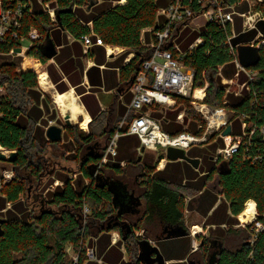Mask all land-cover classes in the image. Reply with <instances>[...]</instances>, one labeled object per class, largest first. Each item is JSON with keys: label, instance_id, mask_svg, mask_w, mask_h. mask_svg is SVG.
<instances>
[{"label": "trees", "instance_id": "1", "mask_svg": "<svg viewBox=\"0 0 264 264\" xmlns=\"http://www.w3.org/2000/svg\"><path fill=\"white\" fill-rule=\"evenodd\" d=\"M96 1L42 0V3L50 2L55 8L56 19L52 20L43 8L35 7L32 14H25L22 18L23 26L20 33L27 34L31 27H36L45 38L49 31L60 26L75 38L93 33V37H101L106 44L125 47L126 51L113 63L115 66L122 65L126 52L135 54L130 62L122 65L120 69V83L129 85L132 76L136 77L137 72L142 69V64L153 52L151 47L143 45L142 30L158 26L157 10L168 0H124L122 5L115 6H113L114 1L119 0H102L98 4ZM245 4L244 2L243 7L240 6L242 10L246 9ZM91 5L92 8L87 12L85 9ZM254 9L264 11V1L257 3ZM90 21L93 23L92 27L87 25ZM259 26L264 33V22ZM240 29L238 27V30ZM198 35L199 33L194 38L196 39ZM201 35L203 42L184 59V63L195 70L194 87L204 86L207 79L209 86L205 101L208 104L221 106L224 100L228 99L227 104L224 105L238 113L252 110L250 105L252 96H246V93L242 96H236L233 92L226 93V87L221 83L218 65L223 66L222 73L227 78L233 77L236 72V64L225 45V31L219 25L209 22L203 27ZM44 38L31 44L25 55L20 57V64L3 57L0 66V83L5 90L0 102V144L18 153L16 161L11 163L16 171L14 178L0 189V218L4 216L6 219L2 225L3 234L0 235V264H71L73 261L67 262L65 251L67 243L78 249V264H142L139 260L140 237L134 232L128 234L124 242L118 241L112 244V230H118L122 237L124 234L120 226L114 225L117 222L115 219L117 210L112 203V193L108 186L102 187L97 183L89 169L90 165L98 167L106 146L115 132V123L120 117H116L113 111L110 114L101 111L94 118L100 119L103 123L101 133L97 134L95 131H91L90 134L83 131L76 133L72 128L65 130V133L72 132L74 141L79 144L78 152L81 151L79 175L76 176L77 178H70L68 174H62L63 184L57 185L54 190L48 192L49 196L48 194L44 197L41 196L42 194L33 195L35 199L32 203L41 205L38 213H34L30 208L32 182L34 179L40 181L51 165L50 147L66 148L65 140L52 142L45 133L50 120L57 117V110L51 106L49 95L40 90L38 84V74L43 71L49 59L40 48ZM12 47H17V42L8 40L2 49L7 52ZM94 50L93 48L88 54L95 58L96 63L102 64L105 61L103 49L97 48L98 53ZM57 60L66 70L59 56ZM254 68L259 70L261 82L253 86L258 95L254 106L257 114L252 119L257 123H264V93L259 94L260 90H264V44L260 46V60ZM176 98L177 108L168 111L165 118L169 120H163L164 129L174 134L182 131L201 134L205 121L190 105V98L181 96ZM113 105L114 103L111 106ZM184 108V122H176L177 114ZM124 112L123 109L120 116ZM198 125L202 127L198 129ZM104 136L107 142L103 145ZM63 137L65 138L66 135L64 134ZM123 139L129 141L126 149L134 143L129 137ZM259 142L255 152L264 151V141ZM70 143L71 140H68L67 144ZM217 143L219 145L214 146L215 151L221 141ZM98 144L101 147L97 154L92 147ZM136 144L140 145L139 139ZM201 154L199 149L192 147L189 150L190 156H203L201 158L210 163L209 168L214 166L212 156L207 153ZM78 155L77 153L76 157ZM124 157L126 154L120 153L118 163L109 160L101 165L97 170L98 174L110 179H120L106 175L104 169L113 166L117 174L122 173L124 169L121 168L120 161L124 160ZM225 161L228 172L221 174L220 185L214 191L205 188L202 193H196L187 204L192 210L204 215L207 223L215 224V232L222 233V225H226V237H214L219 239L217 245H214L213 237L203 238L204 244L199 246V250L205 261L216 252V264H264V230L251 243V234L247 228L235 227L239 223L237 216L244 212L245 204L249 200L255 201L260 215L264 213V162H252L239 153ZM141 162L136 159L133 163L142 166ZM130 165L132 163L129 162L127 166ZM154 170L155 166H147L144 168V174L140 175L141 196L154 210L156 208L159 211L158 215H161L163 222L187 227L185 196H192V192L202 190L216 171L203 175L198 182L199 190H195L193 184L183 185L179 182L185 171L179 162L168 165L163 171L157 172V177L152 178L151 174ZM53 173L54 171L51 170L50 174ZM188 174L190 178L196 176L193 170H188ZM168 179L171 181H167ZM219 195L223 198L213 209ZM9 203L11 207L7 208ZM85 206L89 208L87 213L84 212ZM212 209L213 211L209 213ZM151 217V214H146L144 219L147 221ZM123 219L124 216L119 217V220ZM112 221L115 223L113 224ZM140 222L142 220L139 219L137 227L145 229L146 233L148 229L141 226ZM245 230L247 234L249 233L248 236L246 233L244 236ZM232 234L240 236L241 242L233 247H227L226 241ZM87 236L97 237L93 246L96 259L89 258L85 254L84 241ZM223 239L226 241L224 242ZM123 243L126 252L130 255V260L127 261L123 260L124 252L120 248ZM158 243L166 259H184L188 254L191 257L192 238L189 235L171 240H158ZM174 264L188 263L184 260Z\"/></svg>", "mask_w": 264, "mask_h": 264}, {"label": "built area", "instance_id": "2", "mask_svg": "<svg viewBox=\"0 0 264 264\" xmlns=\"http://www.w3.org/2000/svg\"><path fill=\"white\" fill-rule=\"evenodd\" d=\"M121 1V0H120ZM118 1V4H121ZM264 0H238L229 2L227 0H168L157 10L158 26L149 28L152 39L150 43L144 44L151 47L153 52L151 57L142 64V69L136 74L131 85L133 93L132 100L127 106L124 117L117 123L115 132L109 140L106 150L99 163L106 164L110 157L118 154V140L125 134L138 136L141 152L142 147L151 150H162L166 154L169 146L179 147L186 152L196 145L205 143H217L221 145L213 154V160L217 163L232 158L235 154H242L252 162H264V151L255 152V148L264 141V123H257L252 118L257 114L254 108L257 100V91L254 84L261 82L259 70L254 66L243 67L239 64L237 56L238 44L234 42L236 32L234 29L237 16L243 19L245 30L256 29L259 21H264V11L254 9L257 3ZM42 2V0H41ZM244 2L250 4V9L239 11L238 7ZM43 9L47 11L52 20L56 19L55 8L50 2H45ZM122 5V4H121ZM33 13V6L30 0H0V66L3 57H22L32 43L41 40L43 34L36 27H31L27 34L20 33L23 26L22 18L25 14ZM198 20L201 22L195 26L200 32L193 43L186 49L180 47L177 38L182 28L194 24ZM213 22L219 25L226 34L225 45L228 47L233 61L236 64V72L231 78L225 77L222 73V65H218V74L221 76V83L226 87V93L233 92L236 96H252L250 105L252 110L248 112H236L227 107L228 99L224 100L221 106H213L205 101L209 81L205 79L202 87H194L195 70L184 63L187 55L191 54L195 47L203 42L202 29ZM93 33L84 34L80 37L85 45L86 52L94 45L106 44L99 36L93 37ZM17 42V47L21 51H16L17 47H12L9 51H3L2 46L8 41ZM144 41V39H143ZM24 42H29L24 44ZM255 46L264 44V34L260 33L255 39L246 42ZM169 45V46H168ZM168 46V47H167ZM13 59V58H12ZM41 74V73H40ZM40 74L38 83L40 88ZM231 83L239 86L238 91L228 88ZM4 86L0 83V102L4 94ZM260 90L259 94H263ZM177 96L190 98V105L198 112L205 121V126L201 134L191 131L170 133L163 127V120L168 115V111L177 108ZM156 113L160 115L157 116ZM185 110H181L176 116V122L183 123ZM52 123L50 120L49 125ZM231 126V133L223 135L227 126ZM48 127V126H47ZM46 127V129H47ZM202 126L198 125V129ZM0 151L9 155L10 150L0 144ZM14 178V171L4 170L0 176V187ZM56 183H59L57 181ZM86 181L85 184H87ZM10 204V203H9ZM89 208L85 206L84 212ZM241 225L245 226L248 221L241 220ZM251 239L253 243L258 234L264 230V213L253 212L251 219ZM193 234L196 230H193ZM89 258L96 259L94 248L89 250ZM79 256L74 264H78Z\"/></svg>", "mask_w": 264, "mask_h": 264}, {"label": "crops", "instance_id": "3", "mask_svg": "<svg viewBox=\"0 0 264 264\" xmlns=\"http://www.w3.org/2000/svg\"><path fill=\"white\" fill-rule=\"evenodd\" d=\"M30 1L32 3L33 8H35V7L43 8V4H42L41 0H30ZM101 1L102 0H97L96 3L98 4ZM121 2H122V0L120 1V3ZM96 3H94V4L96 5ZM245 3L246 4L244 6H246V9L242 10L241 9L243 7V5H242L241 8H240V6L238 7L239 11H246V10L250 9V4L247 2H245ZM117 4H118V1H114L113 6H115ZM91 8H92V5L88 6L87 9H85V8L84 9L88 12ZM261 22H264V21L263 20L259 21L257 23L256 29L245 30L243 28V19L240 16H237L236 20H235V25H234V29L236 32V37L234 38V40H236L237 38H239V39L237 41H234V42L237 43L238 45L239 44H246V42H249V41L255 39L258 35H260V33L264 34L262 32V30L260 29V26H259ZM92 24H93L92 21L87 23V25H89L90 27H92ZM152 27H154V26H152ZM238 27H240L241 29L238 30ZM149 28H151V27L143 29L142 34H141V41L145 45L150 43V41L152 39L151 32L149 31ZM197 33L198 32L195 30L194 36ZM48 34H49V39L52 41V43L56 49V54L52 58L48 59V62L44 65V69L41 72V75H43L42 73H44V75L47 76V77L43 76V79L45 78V80L48 81L47 82L48 85L46 83H44V84L41 83L42 89L40 88V86H39V89L45 93H50L52 95V97H54V95L56 93H64V92H68V91H73V93L76 95L78 102L80 103L82 110H83V113L78 114L77 117L75 118V119H78L79 117H82V121L80 123L81 127H83L82 122L85 120L86 115H88V117H89V120L87 122V125H88L89 121L92 120L93 118H95L101 111H106V108L110 107L113 103H114V105L117 104V108L115 110H113V114L116 117H118V116L120 117L119 120L115 123V127H116L117 123L126 114L127 106H128V104H130L132 97H133V93L130 89L131 86L129 87L127 84H125L123 82L120 83V69H121L122 65L129 63L135 54L133 52H126L125 53L126 56L124 57V61H123L122 65L115 66V64L113 62H115L126 51L125 47L115 46V45H110V44H104V45L94 44L86 52L83 40L80 38H75L70 33L65 32V30L60 26H58L57 28H53V30L49 31ZM46 38H47V35L45 36L43 43L47 42ZM143 39H144V41H143ZM178 39H179V36H178L177 40ZM194 39H195L194 37L190 41H185V39H184L181 42L182 48L186 49L188 46H190V44L193 43ZM93 48L95 49L94 50L95 53L99 52V50H97V48L103 49V52L105 54V61L102 64L96 63L95 58L91 57L88 54V52L90 50H92ZM58 56L61 58V62L65 65L66 70H64L61 67L60 63L58 62V60H57ZM40 82H41V80H40ZM54 100H55V98H54ZM123 109L125 112L122 116H120V113L122 112ZM67 114L70 115V113H67ZM65 115L66 114L62 113L64 123H66L65 119H64ZM156 115L159 116L160 114L156 113ZM54 120L57 121L58 117H56ZM70 120H72L71 116H70ZM67 128H70V127L67 125L65 127H63V134H65V130ZM86 128H87V126L83 127V129H86ZM123 137H129L132 142L134 141V143L130 144V147L127 149H126V144L129 141L124 140ZM119 139L120 140H118V154L114 158L110 157L109 160L112 162L118 163V161H119L118 156L121 153V155L126 154V157H124V160L120 161V164L126 163L127 160L132 159L134 153L138 151L139 155H138L137 159L139 158V156H141V159L143 161V155L142 154L145 152V150L157 152V160L156 161L154 160L149 165H143V163H141L143 168L150 166V165L155 166V170L151 174L152 178L157 177V172L163 171L168 165L175 163V162H179L184 167V170H185L184 175L182 177V180L179 182H181L183 185L187 184V183H191L194 185L193 188L196 190V189H198V187H197V186H199L198 184H200L198 182L203 177V175L209 174L211 171H216V174L212 177L211 180H209L208 182L205 183V187L202 190L198 189L199 191H196V192L194 191V194L192 196H185V201H186L185 211L186 212L190 211L191 208H189V206L187 204L191 201L193 196H196V193H199V194L202 193V191L205 188L211 189L213 191L216 189V188L215 189L210 188L208 186L209 182H211L214 179V177L217 175L218 170L216 169V167L221 162L220 161V162L216 163L213 160V156L211 157V160H213V162H215V164L211 168H209V166H210L209 162H205L202 158L195 156V157L200 158V164H199L198 168H195L192 164H190L189 162L184 161V160H176V161L169 160L167 158L166 154H164V151H162L160 149H158V150L145 149L144 151L141 150V152H140L138 150L140 145L139 146H137V144L135 145V142L137 143V141L139 139L138 136H136V135L125 134V135L121 136ZM139 142H140V140H139ZM189 150L187 151L188 154H189ZM166 152H167V150H166ZM160 156H162V158ZM151 159L153 160V158H151ZM6 163H8V162H6ZM188 170H193L196 173V176L194 178H190L189 174H188ZM59 179L60 178H57L56 180L60 181ZM167 181L170 182L171 180L168 179ZM124 183H126V182H124ZM126 184H127L128 192L130 194H133L135 199L137 198V204H130V206L127 208V211L124 214H129L131 217L137 216L140 220H142V223L159 224V226H161V231H163V233H165V236L160 238L159 240H171V239L182 238V237H185L188 235L191 236V234L188 232L189 234H187L185 236L172 235L170 237H167L169 235V233L173 230L176 231V229H186L188 231L189 229L187 227L182 226V225H170V224L163 222L161 220V215L160 214L158 215L159 211L156 208L154 210L152 208L151 204L148 203L141 196V194H137L134 190H132L129 187L128 183H126ZM49 189H50V187L47 189L48 192H50ZM54 189H55V187L52 190H54ZM222 198H223V196L219 195L218 201L215 204V206L213 207V209L220 203ZM249 201H253V200H249ZM248 202H246V204ZM253 202L255 203V201H253ZM246 204H245V209H246ZM115 209L118 210V208H115ZM213 209L209 213H211L213 211ZM245 209H244V212H245ZM193 211H196L198 214L202 215L197 210L193 209ZM255 211L258 212L257 207H256V203H255ZM146 214L152 215V217L148 218L147 221H146V219H144V216H146ZM240 214L237 216L238 219H240L239 218V216H241ZM242 215L244 216L243 213H242ZM202 216L205 218V223L208 224L209 227H213V232L216 234V237H223L226 234V231H225L226 225L225 224L222 225V228H223V229H221L222 231L220 230L222 233L215 232L214 229L216 228V225L215 224L211 225V224L207 223L206 217L204 215H202ZM252 218H253V213H252L251 218L248 220L251 221ZM237 225H240V222ZM195 226L198 227L197 225H195ZM235 227H236V225H235ZM113 231H115V230L111 231L112 244H115L118 241H123V242L125 241V240H123V237L121 236V234H119L120 237L118 239H115L113 236V233H112ZM250 234H251V232H250ZM96 238L97 237L90 238L92 241V248L95 244L94 242H95ZM141 239H144V238H141ZM214 240H215L214 245H217L219 239L214 238ZM193 241L194 240H192V248L196 250L197 247L194 245ZM225 241L226 240H224V242ZM155 242L157 244H154L153 241L151 240V243L153 245H156L159 247L158 241H155ZM200 244H201V241H200ZM234 244L236 245V243H234ZM120 248H121V250H123V252L125 251L124 250V243L121 245ZM159 249H160V247H159ZM195 250H193V251H195ZM160 251H161V249H160ZM191 252H192V250H191ZM161 253L163 254L162 251H161ZM198 254L199 255L195 256V259H192V257H189V254L184 259H177V258L166 259L164 254H163V256L165 258L166 264H174L176 262L184 261V260H186L188 264H208V261L204 260L201 251H199ZM155 256H156L155 254L152 255L153 258ZM126 257L127 256L125 255V252H124L123 260L127 261ZM141 263L143 264V262H141ZM153 264H158V261H154Z\"/></svg>", "mask_w": 264, "mask_h": 264}, {"label": "rangeland", "instance_id": "4", "mask_svg": "<svg viewBox=\"0 0 264 264\" xmlns=\"http://www.w3.org/2000/svg\"><path fill=\"white\" fill-rule=\"evenodd\" d=\"M199 21L201 22V20H198L197 22H195V25L192 24V25H189L188 27L182 28L181 34L179 35V39L177 40V43L180 45L181 48H182L181 42L184 39H185V41H190L194 37V32L196 29L195 26H197L200 23ZM198 33L200 34V32H198ZM28 43L29 42H24V44H28ZM10 59L15 60L18 64H20V62H19L20 57H13L12 56ZM228 88L231 89L232 91H235V90L238 91L239 86L236 85L235 83H231L228 86ZM47 94L49 95V98L51 101V106L57 110L56 114L58 117V120L57 121L52 120L51 124H57V125H60L62 127H65L66 123H64V120L62 117L63 111L61 110L59 103L55 98V95H54V97H52V95L50 93H47ZM54 98H55V100H54ZM111 107H112V109H111ZM111 107L106 108V113L110 114L111 111L115 110L117 108V104L113 105ZM184 110H185V108H184ZM86 117L89 120L88 115H86L85 118ZM92 120L89 121L88 125L86 123V126H87L86 129H83L84 126L81 127V125H80V123L82 121V117H79L78 119H72L71 120L72 124L69 127L72 128L73 132H76V133L81 132V131L85 132L86 134H90L91 131H95L97 134L101 133L102 129H103V123L100 121V119H94L93 121ZM74 130H76V131H74ZM65 135H66V137L65 138L63 137V140H65V143H66L65 144L66 150L62 147H50V149H49V153H50L49 155L50 156L48 155L50 163H51L50 167L44 173V175H42L40 181H37L34 179L32 182V190L33 191H30L32 194H30L31 196L29 199V203H31L30 208L33 209L34 213H38L39 207L41 206V205H39V203H37V204L32 203L33 200L35 199V197L33 196L34 194L35 195L36 194H38V195L42 194L41 195L42 197H44V195H47V194L49 196V193L47 191V189L49 187H50L49 191H51L54 187L57 186V184L58 185L63 184V180H61L62 174H68V177H70V178H77L79 175V172H80L79 171L80 170L79 159H81V151H80V153L78 152V145L79 144L77 143V141H74V135L72 132L66 131ZM63 136H64V134H63ZM68 140H71L70 144H67ZM102 142H103V145L106 144V142H107L106 136L103 137ZM217 145H219V144L215 143L213 145V143L211 142L208 144L205 143L202 145H196L193 148L199 149L200 152L202 153L201 155L207 153L209 156H213V154L215 153L214 152L215 151L214 146H217ZM77 153L79 154L78 157H76ZM138 155H139V152L137 151L134 153L132 159L127 160L126 163L120 164L121 168L124 169V170H122L123 171L122 173L117 174L113 170L114 169L113 166H107L104 169V172L106 175H110L113 177H119L120 179H122L126 183H128L131 188H134L135 192L137 194H141V192H142V188H141L142 186L141 185L142 184L140 182V179H142V178H141V176L139 177L138 175L144 174V170H143L142 166H139V165L137 166L136 163H133L137 159ZM142 155H143V162H142L143 165H149L154 160L155 161L157 160V152L145 150V152ZM201 157H203V156H201ZM151 158H153V160ZM129 162L132 163V165L127 166ZM4 168L6 170L12 169L14 171V174L16 172L14 167L11 165V163L0 162V175L5 170ZM51 170L54 171L53 174H50ZM57 178H60L59 183H56ZM0 189H1V187H0ZM186 194L188 195L187 192H186ZM193 194L194 193L192 192L191 195H193ZM33 204H35V205L33 206ZM7 206H8L7 208L11 207L10 204H8ZM254 210H255V208H254ZM254 210L250 213L252 214L254 212ZM2 218H4V216ZM239 218L243 221L248 220V218L245 217V215L243 216L242 214H241V216H239ZM137 219H138L137 216H133L131 218H128V220L127 219L126 220L132 224V223L136 222ZM240 219H239L240 225H236V227L242 228V229L247 228L248 232H250L251 221L248 220L245 223V226H243V225H241ZM185 221H186L187 228L191 232V237H192V240H194L193 242H194V245L196 247H199L201 239L208 238V237H213V238L216 237V234L213 232V227H209V225L205 223V218L202 215L198 214L196 211H193L192 209H190V211H188V212L185 211ZM112 222H113V224L115 223V221H112ZM140 225L145 226L148 229V231L145 233V229L143 230L142 228H138L136 226L137 228H135V235L137 237H140V238H143L144 235H147L148 238L152 239L154 244H157L154 241V239L161 232V226H159V224H151V223L148 224V223H142V222H140ZM195 225H197L198 227H196ZM193 230H196L195 234H193V232H194ZM112 233H113V236L115 239H118L120 237V235H119L120 232L118 230H115ZM245 233L247 234L246 230L244 231V236H245ZM248 235H249V233L246 236H248ZM223 237H225V235ZM241 239L242 238L240 236L232 234L231 238L228 241H226L225 246L233 247L235 245L234 243H236V245L239 244L241 242ZM84 248H85V254H86V256H88L89 250L92 249V241H91L89 236H87V238H85ZM124 250H125L124 251L125 255L127 256L126 257L127 260H130V255L126 252L125 247H124ZM193 250H195V249L192 248L191 253L193 255L191 254L192 255L191 257H192V259H195V256L199 255L198 254L199 251L197 249L195 251H193ZM65 251L67 254V260H68L67 262L73 261L71 264H74L77 257L79 256L78 249H76L72 244L67 243L65 246Z\"/></svg>", "mask_w": 264, "mask_h": 264}, {"label": "water", "instance_id": "5", "mask_svg": "<svg viewBox=\"0 0 264 264\" xmlns=\"http://www.w3.org/2000/svg\"><path fill=\"white\" fill-rule=\"evenodd\" d=\"M47 42L42 43L40 48L42 52L50 59L56 54V49L49 39V34L47 33ZM16 51H21V48L17 47ZM237 56L239 64L243 67L256 66L260 60V46H255L251 44H239L237 46ZM135 79V75L132 76L129 87L132 85ZM65 122L67 126H71L72 122L70 120V115L66 114L64 116ZM231 133V126L228 125L227 128L223 131V135H227ZM46 136L52 142H59L63 139V127L57 124H50L46 129ZM145 148L142 147V151ZM17 151L10 152L9 155H6L4 152L0 151V161L13 163L17 159ZM166 156L171 161L176 160H184L192 164L195 168H198L200 164V158L190 156L185 149L169 146L167 148ZM141 159V156L138 158ZM90 174L93 176L97 183H100L102 187L108 186L109 191L112 193V203L115 208H118L117 215L115 219L117 222L114 225L120 226L123 234V240H126L128 234L132 233L133 226L125 219L119 220L126 211L130 204H137V198H134L133 194H130L127 189V184L120 179H110L107 177H103L97 172V165H90ZM218 170L217 175L214 179L209 182L208 186L210 188H217L220 185L221 174H225L228 172V166L225 160L221 161L216 167ZM6 222V219L0 218V235L3 234L2 225ZM189 234L186 229H176V231H171L167 237L172 235L176 236H185ZM156 255L154 258L152 255ZM217 253L213 252L208 259V264H216ZM139 260L143 262V264H153L154 261H158V264H166L165 258L161 253L158 246L153 245L151 240L148 238L139 240Z\"/></svg>", "mask_w": 264, "mask_h": 264}, {"label": "bare ground", "instance_id": "6", "mask_svg": "<svg viewBox=\"0 0 264 264\" xmlns=\"http://www.w3.org/2000/svg\"><path fill=\"white\" fill-rule=\"evenodd\" d=\"M123 1L124 0H122V2ZM42 74L43 75L40 74V76H39L41 83L42 84L46 83L48 85V83H47L48 81H46L45 78L43 79V76H45L44 73H42ZM45 77H47V76H45ZM55 98L58 101L59 106H60L61 110L63 111V114L70 113V116L72 119H75L78 114L83 113L82 107H81L80 103L78 102V99H77L76 95L73 93V91H68V92H64V93H56ZM87 121H88V118L86 117L85 121L82 122V126L85 127ZM254 208H255V203L253 201H249V203L246 204L245 212H243L245 217L250 219L252 216V214L250 212H252L254 210Z\"/></svg>", "mask_w": 264, "mask_h": 264}, {"label": "flooded vegetation", "instance_id": "7", "mask_svg": "<svg viewBox=\"0 0 264 264\" xmlns=\"http://www.w3.org/2000/svg\"><path fill=\"white\" fill-rule=\"evenodd\" d=\"M101 147V145L100 144H98V145H94L93 147H92V150L93 151H96V153L98 154V149ZM140 161H142V159L140 160ZM143 162V161H142ZM141 162V163H142ZM99 169V166L97 167V170ZM144 169V168H143ZM138 176H140V175H138ZM129 185V184H128ZM129 187H130V185H129ZM131 188V187H130ZM132 190H134L135 191V189L134 188H131ZM122 216H124V218H125V220L127 219L128 220V218H131V216L129 215V214H124V215H122ZM138 221H139V218L137 219V221L136 222H134V223H130L132 226H133V232L135 233V228H137L136 226H138ZM143 229V228H142ZM144 230V229H143ZM188 232L191 234V232H190V230H188ZM165 236V233H163V231H161L157 236H156V238L154 239V241H158L160 238H162V237H164ZM143 238H148L147 237V235H144L143 236ZM141 239V238H140ZM148 239H150V238H148ZM150 240H152V239H150ZM204 244V242H203V239L201 240V246ZM199 245V246H200ZM198 251H200L199 250V247H197L196 248ZM202 253V252H201Z\"/></svg>", "mask_w": 264, "mask_h": 264}]
</instances>
